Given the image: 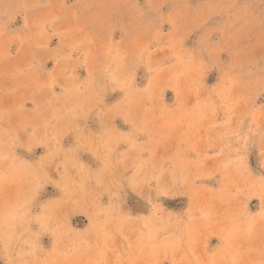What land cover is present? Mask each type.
<instances>
[{
    "label": "rangeland",
    "instance_id": "374dc122",
    "mask_svg": "<svg viewBox=\"0 0 264 264\" xmlns=\"http://www.w3.org/2000/svg\"><path fill=\"white\" fill-rule=\"evenodd\" d=\"M0 264H264V0H0Z\"/></svg>",
    "mask_w": 264,
    "mask_h": 264
},
{
    "label": "bare ground",
    "instance_id": "6f19581e",
    "mask_svg": "<svg viewBox=\"0 0 264 264\" xmlns=\"http://www.w3.org/2000/svg\"><path fill=\"white\" fill-rule=\"evenodd\" d=\"M203 56V55H202Z\"/></svg>",
    "mask_w": 264,
    "mask_h": 264
}]
</instances>
